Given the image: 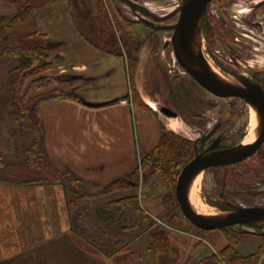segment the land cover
<instances>
[{
    "label": "rangeland",
    "instance_id": "obj_1",
    "mask_svg": "<svg viewBox=\"0 0 264 264\" xmlns=\"http://www.w3.org/2000/svg\"><path fill=\"white\" fill-rule=\"evenodd\" d=\"M53 1L56 0L43 2L37 0L39 2L38 9L44 10ZM77 1L80 3V0ZM104 1L105 8L103 13L95 16H90V14L94 13L95 6L89 1L91 4H88V7H90L88 11L91 13H88L89 17L87 16V19L89 23L86 24L94 32L84 31L96 45L101 47L99 48L100 51L113 50L120 54L134 57L135 62L131 61L132 71L130 74L132 86H129L130 90L133 91L132 97L136 106H147L143 101L145 97L146 100L151 102V105L155 106L154 110L162 119V127L189 140L205 136L215 124L220 123L221 128L216 136H223V147H227L223 150L245 143L246 137L251 133L250 106L239 98L225 99L209 93L198 85L176 60L172 37L174 27L179 18L180 7L185 0L132 1L133 4H140L146 7L159 19L150 18L135 10L129 0ZM262 1L264 0H214L209 5V14L207 13L206 16L208 18L211 15L214 17L209 11H216L218 13L217 16L220 17H215V19L220 18L225 25L228 24L226 27L230 26L231 33H233L228 36H224L222 33L217 38V41L214 38H208V34L206 39L204 38L203 40L206 59L212 61L223 75L231 76L230 73L224 72V69L215 63L209 52L216 51L218 53V50L231 49L234 53L237 47L232 42L235 39L250 49L256 47L261 50L264 49V25L259 27V23L264 21V10L253 11L252 9L253 6ZM83 2L81 1L80 3L81 10L86 8L82 5ZM219 7H221L220 11ZM116 24L122 25L121 29ZM226 27L224 26L225 30H227ZM230 28L228 29L229 33ZM33 29L35 28L30 21L20 27L19 30L10 32L0 43V95H2L3 99V102L0 101V110L10 112L6 118L2 117L8 122L6 130L9 135L7 143L9 144V155L6 159L10 161V164L6 167H9L11 176L26 180H37L41 172L29 170L24 164L25 154H21V147L23 143L25 146L32 141L33 133L30 124L15 115L16 107L12 105L10 98L12 94L10 92L12 76L9 72L11 63L15 60L11 56L2 55L1 50L4 47H13L22 43L24 38L27 40L24 35L27 31L31 32ZM36 39L38 38L35 37ZM257 60L250 62L253 68L264 66V59L258 57ZM121 62L123 66V61ZM133 63L135 64L133 65ZM42 74L46 75L48 73ZM37 76H30L25 85H28ZM163 107L175 112L177 117L168 118L163 115L160 112ZM227 114H230V116H227ZM137 121L138 135L135 152L137 157L141 158L158 144L160 137L158 128L160 124L152 114L145 118L138 116ZM208 144L209 142H206L205 146ZM13 153L14 155L12 156L11 154ZM263 153L259 152L250 160L232 167H213L202 172L196 180L195 199L189 198L192 206L198 212L210 216L225 215L231 210L243 206L264 207V158L261 157ZM177 181L178 178L175 182L171 181L172 186L167 188L158 175L142 172V176L140 174L139 187L130 191V193L139 195L143 202L142 206L153 216L156 228L161 226L168 231L171 246L158 252V254L162 255L160 258L157 257L156 264H188V261L194 259V256L196 259L202 257L200 255L205 253L204 250H207L206 248L212 247L215 250H219L216 249V246L222 245V233L225 234L223 229H221L222 231L198 229L183 215L176 198ZM122 193L116 195H121ZM169 193L172 194V200L167 198ZM107 200H110V198ZM114 207L116 209L119 208L116 205L111 206L112 209ZM170 207L173 208L177 216L176 227L167 225V221L163 220ZM76 210L78 209H73L72 213H75ZM93 210L91 207L87 215L77 218L76 222L80 229L82 227L92 229L95 221L92 216ZM120 210L126 209L122 206ZM125 212V214L128 213L127 211ZM127 218H130V215L128 216L127 214ZM224 229L233 235H239V231L237 232L236 230L246 232V234L242 235L243 240L236 245L237 251L244 257L257 254L255 264H264V237L255 236V234L264 232L263 229L238 226L230 228L231 230L228 228ZM79 237L80 235L75 236V234L71 236L74 241L73 250L88 254L90 259L93 258L95 264H104L100 257L103 260L106 258L101 255L95 257L94 254H91L95 250L81 241ZM183 237L188 238V240H185L187 243L191 241L203 242L204 238L206 242L203 244L202 249L196 250V253L191 254L190 250V256L179 263L180 256L177 258L171 257V253L182 252L184 254L188 251L189 246L183 244L180 247L177 244L178 241L184 242ZM150 243V234L147 233L135 240L129 247L127 246L125 252L129 251V249L135 250L141 256L140 264H154L152 251L149 250ZM189 245L191 244L189 243ZM68 247L72 250L70 246ZM61 252L59 251V253ZM70 255L71 253L68 254V256ZM73 256L70 259L71 261L76 259Z\"/></svg>",
    "mask_w": 264,
    "mask_h": 264
},
{
    "label": "crops",
    "instance_id": "obj_2",
    "mask_svg": "<svg viewBox=\"0 0 264 264\" xmlns=\"http://www.w3.org/2000/svg\"><path fill=\"white\" fill-rule=\"evenodd\" d=\"M81 1L87 14L91 13L88 11L90 2L95 6L90 16L99 14L98 0ZM14 11L8 0H0V16ZM30 21L35 28L33 31L47 36L53 66L46 75L56 77L58 88L76 97L41 104L39 113L46 152L56 169L71 171L90 182L92 190L98 192L138 168L137 117L151 114L156 117L160 137L162 119L144 96L147 106H136L130 90L132 77L127 55L113 50L100 51L101 47L86 41L78 32L69 0L50 2L44 10L37 9ZM9 113L0 110V157L5 163L0 167V264H95L88 254L73 250L71 236L74 232L64 187L58 183L25 185L22 182L29 180L9 174L6 167L10 164L6 159L9 155L8 122L2 119ZM129 193L97 197L92 205L133 194ZM222 235V245L216 246L219 250L206 248L202 257L194 256L188 264H196L224 249L228 239ZM186 239L183 237L184 242L177 243L180 247L189 246L186 253H171V257L180 256L179 263L190 256V250L191 254L196 253L206 242L204 238L203 242L191 241L189 245ZM73 255L76 259L71 261ZM161 255L153 254L154 264ZM100 260L114 264L108 258L100 257Z\"/></svg>",
    "mask_w": 264,
    "mask_h": 264
},
{
    "label": "trees",
    "instance_id": "obj_3",
    "mask_svg": "<svg viewBox=\"0 0 264 264\" xmlns=\"http://www.w3.org/2000/svg\"><path fill=\"white\" fill-rule=\"evenodd\" d=\"M46 1V0H40ZM48 1V0H47ZM51 1V0H50ZM73 12L74 23L78 32L89 42L96 45L84 30L94 32L87 25V12L82 9L77 0H69ZM15 9L14 13L0 16V43L6 35L14 30H19L30 21L34 12L39 8L37 0H8ZM105 1L98 0L99 13H103ZM89 17V16H88ZM121 29L122 25L116 24ZM118 28V29H119ZM27 38L16 46H7L1 50V54L11 56L13 61L10 68L12 87L10 92L12 105L16 107L15 115L27 121L33 133L32 141L21 147L25 154V166L34 172H41L37 180L22 182L25 185H50L61 184L64 187L69 210L70 224L74 234L80 235L79 239L92 247L96 256H104L113 260L114 264H140L141 256L135 250L126 247L135 240L149 233L151 243L149 250L156 256L158 252L171 246L168 231L164 227L156 228L153 216L142 206L143 202L138 194H130L110 200L106 204L92 205V200L107 195H116L122 192L135 190L139 187L140 174H156L167 188L171 181L175 182L184 166L195 156V146L187 138L161 128V137L157 146L140 158L138 168L130 175L120 178L98 192L92 190L90 182L78 177L71 171L58 170L50 160L45 149V136L40 119V106L52 99H76L70 92L58 88V79L54 76L44 75L53 66L47 47V36L37 31H27ZM35 37L38 38L35 40ZM42 39V40H41ZM128 69L131 74V61L135 62L132 55H127ZM135 63H133L134 65ZM131 65V66H130ZM38 75L25 85L30 76ZM24 90V92H23ZM0 101L3 102L2 95ZM23 139V138H21ZM4 160L0 157V167L4 166ZM42 175V176H41ZM170 190V189H169ZM172 194L167 198L172 200ZM116 205L119 208H111ZM124 206L126 210L121 211ZM94 209L92 214L94 224L92 229H80L77 218L87 215L88 210ZM77 208L75 213L73 209ZM112 209V210H110ZM127 211V214H125ZM176 214L173 208L166 213V224L176 227ZM231 230L230 228H228ZM227 236L228 244L218 254L198 261L196 264H255L257 254L242 256L236 249V245L243 240L242 235L246 232L236 230L239 235L230 234L223 229ZM264 237V236H263ZM88 252V251H87Z\"/></svg>",
    "mask_w": 264,
    "mask_h": 264
},
{
    "label": "water",
    "instance_id": "obj_4",
    "mask_svg": "<svg viewBox=\"0 0 264 264\" xmlns=\"http://www.w3.org/2000/svg\"><path fill=\"white\" fill-rule=\"evenodd\" d=\"M212 0H187L179 10V18L174 27L172 43L179 65L203 89L219 98H240L258 109L261 124L255 138L228 150H215L217 140L209 149L198 153L182 169L176 184V198L183 215L198 229L221 230L236 225L253 228L264 226V207H239L225 215H205L191 204L190 187L202 172L213 167L237 164L253 155L264 142V90L246 79L226 76L224 80L213 76L207 67L203 52V24L208 4ZM133 8L146 16L154 17L147 8L132 4ZM159 19V18H156ZM160 112L168 118L177 114L163 107ZM213 131L208 136L212 135Z\"/></svg>",
    "mask_w": 264,
    "mask_h": 264
},
{
    "label": "flooded vegetation",
    "instance_id": "obj_5",
    "mask_svg": "<svg viewBox=\"0 0 264 264\" xmlns=\"http://www.w3.org/2000/svg\"><path fill=\"white\" fill-rule=\"evenodd\" d=\"M129 1H131V3H132L133 0H129ZM186 1L187 0H185V2ZM213 1L214 0H212L208 4L207 10H206L204 24H203V40H204V38L206 39L208 34H209L208 38H211V39L214 38V39H216V41L218 40L217 38L222 35V33L224 36H228L230 34H233V33H231L232 30H231L230 26L226 27V25H228V24L225 25L220 18L215 19V17H220V16H217L218 13L216 11L215 12L209 11L210 13H212L214 15V17H212V15L210 16V18H208L206 16L208 13L209 5ZM228 1H234V0H228ZM138 5H140V4H138ZM220 9H221V7H219V11H220ZM252 9H253V11H257V10L259 11L261 9L264 10V1L259 2V4L253 6ZM148 11H150V10L148 9ZM150 18L154 19V18H159V17L154 16V17H150ZM263 25H264V21L259 23V27H262ZM224 26L227 28V30H225ZM229 28H230V33L228 31ZM223 30H225V31H223ZM221 39H223V38H221ZM235 41L232 42L233 45L237 47L234 53H233V51H231V49L230 50L224 49L223 51L218 50V53L216 51H214V52L211 51V52H209L211 58L215 61V63L217 65H219L220 68L224 69V72L230 73L232 77L246 79L252 83L258 84L264 90V66L253 68L252 65L250 64V62H252V61H258L257 60L258 57L264 59V49L261 50L260 48H257V47L250 49L249 47L244 46L242 43L237 42L236 39H235ZM203 52H204V55L206 57V51H205L204 47H203ZM227 52H229L228 55H227ZM228 58H229V60H228ZM227 60H228V62H227ZM247 105L249 106L248 103H247ZM227 116H230V114H227ZM220 128H221V124L217 123L205 134V136L197 137V138H194L193 140L190 139L193 142V145L195 146L194 147L195 152H196L195 155L198 153H202V152L206 151L207 149H209L217 140L219 141V143H218V146L215 148V150H223V149L227 148V147H223V143H224L223 136H221V135L216 136V134L220 130ZM211 131H213L212 135L208 136ZM206 142H209V144L207 146H205ZM230 147H233V146H230ZM259 152H264V142L262 143V145L258 148V150L253 155H251L247 159H245V160H243L237 164H240L242 162H246V161L250 160L255 155L259 154ZM261 157L264 158V153H263V156H261ZM234 165H236V164H233L230 166L232 167ZM230 166H224V167H230ZM243 207H245V206H243ZM257 207H259V206H257ZM236 226L243 227V228L244 227L252 228V227L246 226V225H236ZM233 227H235V226H233ZM230 228H232V227H230ZM258 229H260V228H258ZM261 229H263V231H264V227ZM255 236L263 237L264 232L255 234Z\"/></svg>",
    "mask_w": 264,
    "mask_h": 264
},
{
    "label": "bare ground",
    "instance_id": "obj_6",
    "mask_svg": "<svg viewBox=\"0 0 264 264\" xmlns=\"http://www.w3.org/2000/svg\"><path fill=\"white\" fill-rule=\"evenodd\" d=\"M207 67L209 69V72L217 77L218 79H221V80H224L225 78H227L225 75H223L220 70L217 68V66L210 60H207ZM250 106V115H251V121H250V127H251V133H249V135L246 137V142L245 143H248L250 141H252L255 136H256V133L260 127V124H261V115L258 111V109L254 106ZM152 107L155 108V106L152 105ZM199 176V175H198ZM197 176V177H198ZM197 177L194 179L191 187H190V197L192 200L195 199V195H196V180H197Z\"/></svg>",
    "mask_w": 264,
    "mask_h": 264
}]
</instances>
